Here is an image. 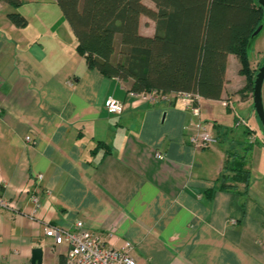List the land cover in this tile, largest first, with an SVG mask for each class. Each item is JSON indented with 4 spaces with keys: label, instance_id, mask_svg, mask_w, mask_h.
I'll return each mask as SVG.
<instances>
[{
    "label": "crops",
    "instance_id": "obj_1",
    "mask_svg": "<svg viewBox=\"0 0 264 264\" xmlns=\"http://www.w3.org/2000/svg\"><path fill=\"white\" fill-rule=\"evenodd\" d=\"M10 10L0 1V194L13 205L0 208V264H31L36 247L42 264H63L65 245L45 229L77 220L114 247L132 242L136 264H264V194L250 180L246 192L239 183L206 197L230 134L202 101L220 100L202 98L196 118L180 102L132 95L127 81L87 66L55 0H22V28ZM147 18L139 31L152 35ZM231 60L241 80L229 78ZM239 68L229 54L222 98L231 79L245 81ZM108 98L121 113H108ZM251 98L241 102L250 115ZM198 120L217 139L207 147L189 141Z\"/></svg>",
    "mask_w": 264,
    "mask_h": 264
},
{
    "label": "trees",
    "instance_id": "obj_2",
    "mask_svg": "<svg viewBox=\"0 0 264 264\" xmlns=\"http://www.w3.org/2000/svg\"><path fill=\"white\" fill-rule=\"evenodd\" d=\"M0 1L11 8V23L27 25L17 11L22 0ZM150 1L154 7L144 0H55L87 66L127 81L128 92H194L203 99L221 100L227 58L234 54L245 79L241 90L252 93L258 69H252L247 50L264 11L256 0ZM141 16L154 21L152 35L140 33ZM251 150L247 145L241 154L226 151L217 188L206 190L207 198L239 183L247 191Z\"/></svg>",
    "mask_w": 264,
    "mask_h": 264
},
{
    "label": "built area",
    "instance_id": "obj_3",
    "mask_svg": "<svg viewBox=\"0 0 264 264\" xmlns=\"http://www.w3.org/2000/svg\"><path fill=\"white\" fill-rule=\"evenodd\" d=\"M129 93L148 97L152 101L162 99L180 102L184 110L196 118L200 117L202 97L197 93L174 92L167 95L155 91L141 94ZM104 105L108 113L119 114L123 110V104L113 98L106 99ZM196 129L197 131L189 137L190 143L194 146L207 147L217 140L200 120L196 121ZM25 141L32 143L33 139L27 135ZM155 156L157 159L164 157L160 152H157ZM42 177V174L36 175L37 180H41ZM31 201L34 204V212H37L40 206L39 195L32 194ZM0 208L13 209L12 203L1 194ZM45 234L53 239L55 246L65 245L64 264H136L132 242L125 240L121 246L114 247L109 243L106 236L89 230L81 220H77L70 227L49 225L45 229Z\"/></svg>",
    "mask_w": 264,
    "mask_h": 264
},
{
    "label": "rangeland",
    "instance_id": "obj_4",
    "mask_svg": "<svg viewBox=\"0 0 264 264\" xmlns=\"http://www.w3.org/2000/svg\"><path fill=\"white\" fill-rule=\"evenodd\" d=\"M146 3H148V6L153 7V3L150 0H147ZM260 27L261 30L258 34L251 38L247 50L250 65L255 67L253 69H256L257 63L263 62L264 59V11ZM143 29L145 30L144 32L150 33L153 27L146 23ZM228 75L229 78L236 76L241 80L232 60L229 63ZM243 83L245 84V81H242L239 85L241 87L238 88L237 80L231 79V85L227 87L224 97L218 103L213 101H202V103L206 107L211 106L213 108L212 111L217 122L229 131L230 135L223 145L228 146L229 152L241 154L247 145L252 146V150L248 154V165H250L254 175L251 178L252 187L264 194V129L256 117L253 107H250L253 111V114L250 115L247 109L248 106L241 104L248 96H252V93L241 90L244 86ZM235 84L237 88L233 89L232 86ZM250 100L252 104V98ZM262 103L264 107V80L262 84ZM248 130L251 133L247 134ZM228 139L231 141H228Z\"/></svg>",
    "mask_w": 264,
    "mask_h": 264
},
{
    "label": "water",
    "instance_id": "obj_5",
    "mask_svg": "<svg viewBox=\"0 0 264 264\" xmlns=\"http://www.w3.org/2000/svg\"><path fill=\"white\" fill-rule=\"evenodd\" d=\"M258 4L264 9V0H256ZM261 30L259 26L253 33V36L258 34ZM264 80V62L258 68V71L255 75L253 91H252V100H253V109L255 111L256 116L261 122L264 128V107L262 103V84ZM42 249L40 247L33 248L31 255V264H42Z\"/></svg>",
    "mask_w": 264,
    "mask_h": 264
},
{
    "label": "flooded vegetation",
    "instance_id": "obj_6",
    "mask_svg": "<svg viewBox=\"0 0 264 264\" xmlns=\"http://www.w3.org/2000/svg\"><path fill=\"white\" fill-rule=\"evenodd\" d=\"M263 62H264V59H263ZM263 62H260V63H258V65H257V68L256 69H258L261 65H262V63ZM263 127V126H262ZM264 129V128H263Z\"/></svg>",
    "mask_w": 264,
    "mask_h": 264
}]
</instances>
